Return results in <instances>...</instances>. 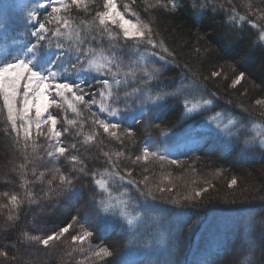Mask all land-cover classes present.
I'll use <instances>...</instances> for the list:
<instances>
[{
  "label": "trees",
  "instance_id": "1",
  "mask_svg": "<svg viewBox=\"0 0 264 264\" xmlns=\"http://www.w3.org/2000/svg\"><path fill=\"white\" fill-rule=\"evenodd\" d=\"M122 1L118 8L120 7L123 12V6L128 4L131 10L139 14L142 21L150 24L157 34L154 38L158 41L163 40L165 47L172 53L169 56L159 48L148 49L165 57V60L151 57L154 62L147 65L149 71L159 69L158 78L152 84L151 94L155 96L157 92H173L183 82L185 94L192 103L213 99L211 110L188 116L183 109V97L179 101L175 97H165L157 104L148 101L141 103L140 100L135 103L129 101L126 111L124 105L120 104L119 107L125 117L121 129L118 130L123 140L121 143L93 124L97 119V115L93 114L97 113L96 106L89 110V107L79 104L81 113L79 117L69 111L67 113L51 111L58 117V130L63 131L64 127H69V131L64 133L61 139L65 146L70 143L77 144L79 151H72L71 154L78 155L84 161L88 173L96 171L97 178H100L99 173L105 168L111 171L104 152L110 153L114 161L118 160L116 171L126 177L124 181L126 184L120 186L119 180L112 181V193L127 191L129 197H141L147 205L160 209L155 212L167 216L173 211L182 213L185 219L181 225V238H178V244L183 247L186 255L191 254L192 250L193 255L200 253L198 247L194 251L193 244L187 236L190 234L193 239V234L199 233L206 221L213 222V219L217 220V216L226 213L238 216L247 213L254 214L257 220L262 219V224H259L258 228L254 227L250 239L245 238L242 230L234 223L226 225L223 232H219L217 247L206 253L205 264H242L246 259L257 262L264 260L262 245L259 243L261 240L257 237L259 232H264V149L246 144L247 137L243 132H240L237 138L228 139L214 134L202 135L192 132L185 139L196 141L194 146L178 149L177 153L173 150L175 153L172 154L173 158L162 155L167 145H170V149L178 146L179 142L174 140L176 135L187 130H196L200 123L208 118L210 112L227 113L240 121L243 127L254 121L257 123V119H260L261 112L255 110L260 105L255 101L264 99V47L257 46L256 29L251 28L247 22L234 26L228 17L231 9L235 7L238 13L247 17V20L264 27V0H178L180 7L174 11L159 6L149 7L155 4V0H135L134 3L132 0ZM103 2L104 0H92L91 3L95 4L89 5L90 11L88 13L81 11L78 14L75 12L74 21L77 24L89 19L92 21L96 10L103 11ZM249 4L251 11L248 8ZM14 13H17L15 17L20 14ZM9 15L11 12L7 11L6 22L10 27L8 37L25 39V25L19 19L9 21ZM126 15L134 18L130 13ZM89 31L96 34L93 25L82 27V35L88 36L86 33ZM179 40L182 41L180 45ZM131 44L132 42H129V46ZM65 46H68L67 42ZM92 46L99 47V44L93 43ZM52 47L55 50V44ZM103 47L107 54V40L103 42ZM140 47L143 51L145 46ZM184 52H191V55L186 56ZM130 58L135 60V57H130V53L125 49L122 55L125 64ZM127 70L123 69L124 72ZM213 72L220 75L213 76ZM241 72L245 73L243 80L233 87V80ZM142 76L143 73L137 69V81ZM128 79L129 86L121 88V94L124 91H132L133 88L144 87L131 77ZM89 85L91 86L85 87V92H92L100 87L91 79ZM141 110L144 113L143 118L140 117ZM65 115L68 119L77 120V125L75 127L66 125ZM134 116L137 121L131 126L135 135L129 137L124 134V129L129 126ZM94 130L99 133L95 143L83 145L81 141L84 136ZM77 132L81 135H77ZM33 138L40 145L36 152L32 151L31 146L25 152L22 141L20 144L14 143L15 136L10 133L6 112L0 104V251L8 253L7 257L0 258V264H60L52 260V262L46 259L36 260L38 256L44 257L47 249L36 242H30L23 233L44 238L71 222L73 216H77L80 221L89 217L87 227L95 232L91 238V246L95 248L109 246L114 252V257L108 258L109 260L120 259L127 264H144L142 259L140 261L129 258L127 254L129 232L122 220L118 217L109 218V213L99 212L94 208L92 193L95 185L90 174L86 176L72 173L77 177L72 190L77 193L75 196L71 192L58 194L61 192L58 179L53 180L51 185L48 184L53 175H59L55 173V168L59 167L62 172H66L70 165L63 157L59 161L47 157L46 138L35 136ZM146 142L150 151L156 152L157 156H149L147 161L143 159L135 161L136 156L142 155ZM118 152L121 155L117 158L115 154ZM25 155L28 156L29 163H26ZM174 160L177 163H172ZM25 163L26 179L29 181L27 189L36 194L32 203L28 202L26 190L21 186L22 173L19 166ZM41 172L44 173L43 178L37 179ZM183 173V177L194 179L198 183L190 185L189 180L186 182L187 180L181 178L185 181L183 184L177 182L178 195H168L151 188L153 181L160 177L163 178L162 181H166L171 177H181ZM232 179H236L237 184L230 187ZM128 180L133 183L128 184ZM49 187L55 191L48 192ZM195 187L196 192L192 193L191 190ZM5 192L9 195H3ZM197 192L200 195L197 196ZM12 194L23 200L19 209L13 208L9 202ZM10 214L18 215L19 218L9 221ZM73 228L81 231L79 223L74 224ZM184 236L187 241L185 246ZM202 238L200 237L199 241ZM253 243L254 248L250 254L249 245ZM90 264H105V260L100 259L97 263Z\"/></svg>",
  "mask_w": 264,
  "mask_h": 264
},
{
  "label": "snow or ice",
  "instance_id": "2",
  "mask_svg": "<svg viewBox=\"0 0 264 264\" xmlns=\"http://www.w3.org/2000/svg\"><path fill=\"white\" fill-rule=\"evenodd\" d=\"M31 2L32 7L28 9L25 18V39L13 40L17 47L15 49L5 47L3 55H0V97H2L4 108L7 111L10 133L15 136L14 143L23 142L25 152L29 146L33 152H36L40 145L33 138L34 128L36 138L43 136L49 142L46 150L48 158L59 161L63 157L68 161L70 168L66 172H62L59 167L55 168V173L59 175H53L52 180L48 181V184L51 185L53 180L58 179V187L61 188V192L58 194L71 192L73 196L77 195L72 191L75 187L74 181L77 180V177L72 173L86 176L90 174L92 183L95 185V190L92 193L94 208L99 212L115 214L116 206L109 203L112 199L111 182L114 180L124 182L126 179L124 175L116 171L118 160L114 161L110 153L104 152L103 155L108 159L111 171L105 168L103 172L99 173L100 178H97L96 171L88 173L84 161L78 155L71 154L72 151H79L77 144L70 143L65 146L61 139L64 133L69 131V127H64L63 131L58 130V117L48 111L49 106L54 105L61 108L65 113L70 110L77 117L81 115L79 104L89 107V110L92 106H96L97 113L93 114L97 115V119L93 121V124L98 129H102L103 133L109 137L123 143L118 131L125 118L119 107L120 104L124 105L126 111L129 101L135 103L140 100L141 103L148 101L157 104L165 97H175L177 101L183 97V109L190 114L203 106L212 105L213 99H204L202 104L200 102L192 103L185 94L183 82L173 92H157L155 96L151 94L152 84L158 78L159 69L149 71L147 65L154 62L151 57H158L159 60H165V57L159 52L148 49L159 48L169 56L172 53L165 47L163 40L158 41L154 38L157 34L154 33L150 24L142 21L139 14L131 10L128 4L124 5V11L121 12L117 8L116 0H104V10L96 11L92 21H81L77 24L71 16L72 9L75 7L88 13L92 0H31ZM132 2L134 3L135 0ZM157 6L174 11L180 7V4L178 0H155V4L149 5V7ZM248 8L251 11V4L248 5ZM126 13H130L134 19L126 18ZM228 19L234 26L247 22L251 28L258 31L257 46L264 47V27L254 21L247 20V17L238 13L235 7L231 9ZM92 25L96 26V34L91 35L90 38L82 35V27ZM7 39L8 25L4 23L0 40L6 41ZM105 40L108 42L107 54L103 47ZM66 42L67 47L65 46ZM129 42H132L131 46H129ZM93 43L99 44V47H93ZM53 44H55V50H53ZM141 45L145 46L143 51H141ZM125 49L130 53V57H135V60L130 58L127 64L122 59ZM124 68L128 70L124 72ZM137 69L143 73L138 81ZM212 75L219 76L220 73L213 72ZM244 76L245 73L241 72L233 80L232 86L238 85ZM129 77L135 82L142 83L144 87L133 88L132 91H124L121 94V88L129 86ZM89 79L98 83L100 87L92 92H85V87L91 86ZM49 95L52 96L51 101L43 103L48 101ZM57 98L60 103L57 102ZM255 103L264 105V99H258ZM33 110L34 116L32 115ZM143 115V110H141L140 117L143 118ZM109 117L112 119H108ZM117 117L121 119H115ZM212 120L215 121L216 117H213ZM64 121L70 127L77 125V120L68 119L67 115L64 116ZM136 121L137 118L132 117L129 126L124 129V134L129 137L135 135L131 125ZM235 123L234 120L228 121V125ZM228 125H225L224 128L227 129ZM45 126H47L46 131ZM216 127L219 129L221 126L217 123ZM98 134V131L94 130L91 134L85 135L81 143L83 145L95 143ZM77 135H81V133L77 132ZM260 144L264 147V139L260 141ZM115 155L118 158L121 153L118 152ZM149 156H157V153L150 151L146 142L142 149V155L136 156L135 161L141 159L147 161ZM24 159L26 163L30 162L27 155ZM26 163L19 166L22 173L20 180L21 186L26 190L28 202L32 203L36 194L27 189L29 181L26 179ZM172 163H177V161L174 160ZM78 165L80 166L77 167ZM33 175H35V169H33ZM129 175H131L130 172ZM43 176L44 173L41 172L37 179H42ZM127 183L132 184L133 181L128 180ZM236 184L237 180L232 179L229 186ZM53 191L55 189L49 187L48 192ZM3 195L8 196L9 194L5 192ZM45 195L47 196L48 193ZM196 195L198 196L200 193L197 192ZM10 203L13 208L19 209L23 200L16 194H12ZM119 214L129 228L136 229L138 227V217L129 218L122 209ZM18 218V215L10 214L8 216L9 221ZM88 219L89 217H85L83 221H80L77 216H73L71 222L44 238L27 233H23V235L27 236L30 242H37L47 247L50 242L61 240L65 234L70 233L74 224L79 223L81 231L71 235V241L73 244L83 246L88 243L90 246L91 238L95 232L87 227ZM253 248L254 243L249 245L250 254ZM79 250L83 251L84 249L81 247ZM261 251L264 253V245L261 246ZM7 255V252L0 251V256L7 257ZM93 255L104 259L105 264H127L120 259L109 260L108 258L114 257V252L107 245L98 246L93 251ZM166 264H173V262L166 261ZM243 264H264V260L257 262L253 259H246Z\"/></svg>",
  "mask_w": 264,
  "mask_h": 264
},
{
  "label": "rangeland",
  "instance_id": "3",
  "mask_svg": "<svg viewBox=\"0 0 264 264\" xmlns=\"http://www.w3.org/2000/svg\"><path fill=\"white\" fill-rule=\"evenodd\" d=\"M117 2V8L118 4H121L120 2H123L122 0H116ZM95 3H90V6H94ZM32 7L31 0H0V34H2L3 25L4 23L7 24L6 18H7V11L11 12V15H9L8 20L10 19H19L24 25L26 23V16L27 11L29 8ZM124 7V6H123ZM96 10V9H95ZM104 10V9H103ZM119 11L122 12L121 8H118ZM97 11V10H96ZM14 12H18L17 17H15ZM75 12L78 14V12H81V10L76 9L75 7L71 11L72 18L75 17ZM14 13V14H13ZM126 18H130L126 15ZM134 19V18H133ZM90 21V19H89ZM9 25V24H7ZM96 29V26L93 25ZM8 27V32L10 31ZM88 37L90 38L91 35H95V33L92 31H89L86 33ZM13 40L20 41L18 39H12L11 37H8L6 41L0 40V55H3V50L5 47H9L10 49H15L17 47V44L13 43ZM182 41L179 40V45ZM178 45V46H179ZM183 47V46H179ZM183 51V50H182ZM186 56L191 55V52H184ZM15 54V53H13ZM232 89V87H231ZM52 99V96L49 95L48 101H45L43 103L50 102ZM57 102L60 103L59 98H57ZM0 104L2 105L4 111H7L4 108L3 99L0 97ZM202 104V103H201ZM19 106V105H18ZM259 107V108H258ZM255 110L260 111L259 118L254 123H250L247 126L243 127L244 125L240 123L237 119L232 117L231 115L227 113H213L210 112L208 118L205 119L204 122L200 123L198 128L196 130H187L186 132L182 134H178L174 137V140L178 143L177 147H173L174 149H170V145H167L164 147L162 151V155L164 157L173 158L172 154L177 153L178 149H187L191 146H194L196 141L185 139L186 136H189L192 132L200 133V134H214L217 136H221L224 138H237L240 136V132H243L245 136L247 137L246 144L249 145H257L258 147H261L264 149V147L261 146L260 141L264 139V105H260ZM254 109V108H253ZM211 106H203L199 109H197L196 112L193 113H187L188 116H193L198 112H204V111H210ZM49 112L55 111V112H64L61 108H57L54 105H50ZM69 112H71L69 110ZM32 115L34 116V110L32 112ZM46 115V114H45ZM258 115V113H257ZM216 117V120L213 121L212 118ZM256 118V117H254ZM251 119V118H250ZM229 120L236 121L235 124L228 125ZM220 124V128L218 129L216 127V124ZM225 125H228L227 129L224 128ZM47 130V126H45V131ZM33 133L35 136V129L33 128ZM41 136L40 138H42ZM45 138V137H44ZM49 143V142H48ZM48 146V144H47ZM172 146V145H171ZM173 150H176L173 152ZM184 173L181 174V177H175V178H168V180H163L162 177H160L157 181H153L152 189L156 191L165 192L168 195H178V184L177 182H181L183 184V181L187 180L188 182L189 178L183 177ZM185 180H182V179ZM190 185H194L195 182L194 179L189 180ZM125 182H120V186L124 185ZM200 186V185H199ZM192 193L196 192V187L194 190H191ZM136 195V194H135ZM10 202V201H9ZM111 204L115 205V214L113 212H109V218H119L122 220L123 224L126 226L127 232H129V239L127 243V254L129 258H134L137 260L142 259L144 264H166V261H172L173 264H205V256L206 253H209L214 250L215 247H217V242L220 236V231L223 232V229L228 224H235L237 227L242 230V234L245 238L250 239L251 233L254 229V227L259 226V224H262V219L254 218V214H247L244 213L241 216H238L236 214H222L221 216H217L216 219H213V222L211 220L206 221L202 226L199 233L193 234V239H191L190 234H188L187 238H189L190 243L193 244V249L195 251V248H200V253L193 255L192 253L189 255H186L183 251V247L178 244L179 240L181 238V225L183 224V219H185L184 215L178 211H173L170 216H167L165 214H161L158 212H155L157 210H160L156 207H151L149 204L147 205L145 201L137 196H134V198L129 197L128 192L126 193L120 191L116 192L115 194L112 193V199L109 201ZM123 210L127 213L129 218L138 217V227L136 229H131L126 224L125 220L120 216L119 212L120 210ZM163 211H165L163 209ZM167 211V210H166ZM256 221L258 223L256 224ZM224 224V225H222ZM183 227V226H182ZM222 228V229H221ZM256 228V229H257ZM79 231L75 228L70 230V233L65 234L64 237L61 238L59 241H52L50 242L49 246L45 247L47 249V253H45L43 256H38L36 260L46 259V260H52L53 262L56 261L60 264H90V262L97 263L100 261V257H96L93 255V251L96 249L95 247L89 246L88 243H85L83 246L79 244H73L71 241V235H75ZM264 232H259L257 237L259 240H261L259 243L261 245H264ZM180 236V237H179ZM203 237L202 240L199 241V238ZM185 239V236L183 237ZM192 240V242H191ZM186 241V239H185ZM199 241V242H198ZM203 242V244H202ZM37 243V242H36ZM39 244V243H37ZM202 244V245H201ZM187 245V241L184 244V246ZM83 247V251H80L79 249ZM181 252V254H180ZM202 252V253H201ZM31 253V252H30ZM27 257L29 255L26 254ZM34 256V255H33ZM197 256V257H196ZM2 256H0L1 258ZM35 257V256H34ZM51 261V262H52ZM243 264V263H242Z\"/></svg>",
  "mask_w": 264,
  "mask_h": 264
}]
</instances>
